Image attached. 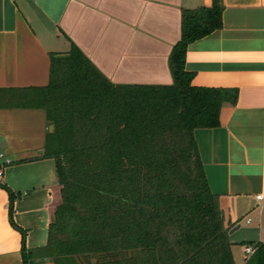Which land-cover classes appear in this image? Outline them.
<instances>
[{"label":"crops","instance_id":"1","mask_svg":"<svg viewBox=\"0 0 264 264\" xmlns=\"http://www.w3.org/2000/svg\"><path fill=\"white\" fill-rule=\"evenodd\" d=\"M222 2L223 25L188 44L185 66L195 85L238 89L236 101L222 105L220 124L195 135L235 262L245 264L252 253L244 244L264 241V198L256 197L264 196V0ZM211 3L0 0V162L11 160L0 177V264H26L22 229L28 250L48 244L62 200L56 160L45 154L54 123L33 99L49 83L52 54L76 45L115 83H172L183 8ZM27 260L57 264L38 252Z\"/></svg>","mask_w":264,"mask_h":264},{"label":"trees","instance_id":"2","mask_svg":"<svg viewBox=\"0 0 264 264\" xmlns=\"http://www.w3.org/2000/svg\"><path fill=\"white\" fill-rule=\"evenodd\" d=\"M223 8H183L172 83H115L76 45L52 54L33 99L55 125L45 154L62 200L47 245L28 250L22 229L26 264L36 252L57 264H236L195 129L219 125L238 89L195 85L185 66L188 44L223 25ZM246 243L256 247L245 264H264V241Z\"/></svg>","mask_w":264,"mask_h":264},{"label":"built area","instance_id":"3","mask_svg":"<svg viewBox=\"0 0 264 264\" xmlns=\"http://www.w3.org/2000/svg\"><path fill=\"white\" fill-rule=\"evenodd\" d=\"M4 153L0 150V156H3ZM11 160L9 158H6L5 161H2L0 162V177L2 176L3 174V170H4V165L8 162H10ZM256 197L259 199V200H262L264 198L263 194L262 193H258L256 194ZM255 244L254 243H246L244 244V251L246 253V256L248 257L251 253L254 252L255 250Z\"/></svg>","mask_w":264,"mask_h":264},{"label":"water","instance_id":"4","mask_svg":"<svg viewBox=\"0 0 264 264\" xmlns=\"http://www.w3.org/2000/svg\"><path fill=\"white\" fill-rule=\"evenodd\" d=\"M52 127L54 128V124H52ZM53 130V129H52Z\"/></svg>","mask_w":264,"mask_h":264}]
</instances>
